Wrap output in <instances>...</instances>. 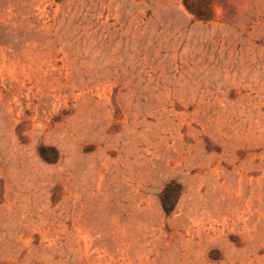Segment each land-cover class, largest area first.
Returning <instances> with one entry per match:
<instances>
[{
    "label": "rangeland",
    "instance_id": "rangeland-1",
    "mask_svg": "<svg viewBox=\"0 0 264 264\" xmlns=\"http://www.w3.org/2000/svg\"><path fill=\"white\" fill-rule=\"evenodd\" d=\"M0 264H264V0H0Z\"/></svg>",
    "mask_w": 264,
    "mask_h": 264
},
{
    "label": "trees",
    "instance_id": "trees-1",
    "mask_svg": "<svg viewBox=\"0 0 264 264\" xmlns=\"http://www.w3.org/2000/svg\"><path fill=\"white\" fill-rule=\"evenodd\" d=\"M180 193L181 187L179 185L175 186L169 183L165 186L161 195V202L165 211L172 212L174 210Z\"/></svg>",
    "mask_w": 264,
    "mask_h": 264
}]
</instances>
